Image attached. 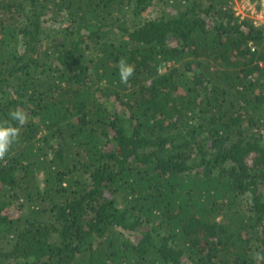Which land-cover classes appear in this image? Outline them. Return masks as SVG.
<instances>
[{"label": "trees", "instance_id": "16d2710c", "mask_svg": "<svg viewBox=\"0 0 264 264\" xmlns=\"http://www.w3.org/2000/svg\"><path fill=\"white\" fill-rule=\"evenodd\" d=\"M233 1L0 0V264H264V28Z\"/></svg>", "mask_w": 264, "mask_h": 264}, {"label": "built area", "instance_id": "2783aa9c", "mask_svg": "<svg viewBox=\"0 0 264 264\" xmlns=\"http://www.w3.org/2000/svg\"><path fill=\"white\" fill-rule=\"evenodd\" d=\"M233 8L242 18H250L254 26L264 28V0H234Z\"/></svg>", "mask_w": 264, "mask_h": 264}, {"label": "rangeland", "instance_id": "374dc122", "mask_svg": "<svg viewBox=\"0 0 264 264\" xmlns=\"http://www.w3.org/2000/svg\"><path fill=\"white\" fill-rule=\"evenodd\" d=\"M164 69H166V66H165V67H163V70H164Z\"/></svg>", "mask_w": 264, "mask_h": 264}]
</instances>
